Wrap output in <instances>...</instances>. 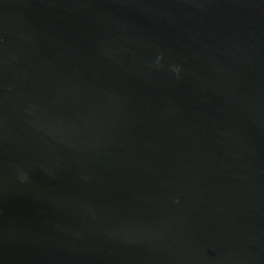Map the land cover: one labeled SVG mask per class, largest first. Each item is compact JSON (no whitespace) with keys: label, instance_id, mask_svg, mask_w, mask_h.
<instances>
[{"label":"water","instance_id":"95a60500","mask_svg":"<svg viewBox=\"0 0 264 264\" xmlns=\"http://www.w3.org/2000/svg\"><path fill=\"white\" fill-rule=\"evenodd\" d=\"M0 264H264V0H0Z\"/></svg>","mask_w":264,"mask_h":264},{"label":"clouds","instance_id":"9594fccd","mask_svg":"<svg viewBox=\"0 0 264 264\" xmlns=\"http://www.w3.org/2000/svg\"><path fill=\"white\" fill-rule=\"evenodd\" d=\"M159 59H162V56H161ZM175 71H176V72H179V71H180L179 66H176V67H175Z\"/></svg>","mask_w":264,"mask_h":264}]
</instances>
